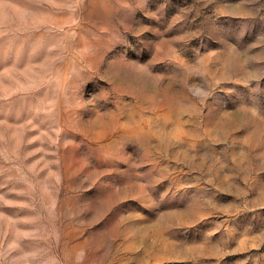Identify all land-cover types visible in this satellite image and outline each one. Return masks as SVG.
<instances>
[{
    "label": "rangeland",
    "instance_id": "obj_1",
    "mask_svg": "<svg viewBox=\"0 0 264 264\" xmlns=\"http://www.w3.org/2000/svg\"><path fill=\"white\" fill-rule=\"evenodd\" d=\"M0 264H264V0H0Z\"/></svg>",
    "mask_w": 264,
    "mask_h": 264
}]
</instances>
